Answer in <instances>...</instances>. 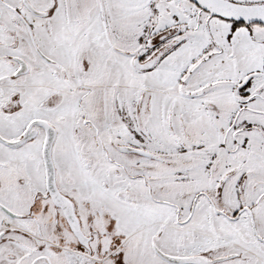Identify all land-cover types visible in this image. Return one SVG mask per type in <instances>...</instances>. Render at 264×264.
Masks as SVG:
<instances>
[{
    "label": "snow or ice",
    "instance_id": "snow-or-ice-1",
    "mask_svg": "<svg viewBox=\"0 0 264 264\" xmlns=\"http://www.w3.org/2000/svg\"><path fill=\"white\" fill-rule=\"evenodd\" d=\"M0 264H264V0H0Z\"/></svg>",
    "mask_w": 264,
    "mask_h": 264
}]
</instances>
